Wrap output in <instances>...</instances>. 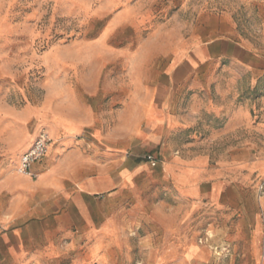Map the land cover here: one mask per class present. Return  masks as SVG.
Returning <instances> with one entry per match:
<instances>
[{
  "label": "rangeland",
  "instance_id": "rangeland-1",
  "mask_svg": "<svg viewBox=\"0 0 264 264\" xmlns=\"http://www.w3.org/2000/svg\"><path fill=\"white\" fill-rule=\"evenodd\" d=\"M55 118L66 199L16 172ZM126 152L75 208L83 153ZM0 264H264V0H0Z\"/></svg>",
  "mask_w": 264,
  "mask_h": 264
},
{
  "label": "crops",
  "instance_id": "crops-1",
  "mask_svg": "<svg viewBox=\"0 0 264 264\" xmlns=\"http://www.w3.org/2000/svg\"><path fill=\"white\" fill-rule=\"evenodd\" d=\"M243 54L246 52L242 50ZM196 58L198 61H202V55L196 53ZM244 60V59H243ZM243 65L248 69L251 70L252 73L258 74V64H247L243 63ZM195 70V69H194ZM156 103L158 104V107L160 109H164L163 106V101L161 98H158L156 100ZM166 109V108H165ZM237 115V114H235ZM237 117L234 116L232 119H230V123H228V126L233 125L234 122L236 121ZM183 119L180 117L176 116H170L169 117V122L172 125H175L176 127H180L181 121ZM49 128L51 131V138L52 141L48 146L47 149V156L43 158V164H44V170L43 173L41 172L40 166H38V163H35L33 165V168L35 171L38 172L39 178H41L40 182L42 184L41 188L43 189L39 194H44V193H57L60 198L66 199L67 194L66 191V179L65 177L67 176L66 171L64 168H72L73 163H74V158L72 159H62V158H57V155L59 154V157L61 156V148L66 146L70 141L75 139V135L78 132V129H70L67 127V125H64L61 122V119H54V122H50ZM157 123H155L156 125ZM56 126H60L59 128H62L65 132V136L62 137L61 139L57 140L58 137H56L57 133H55V128ZM164 126V125H163ZM73 130V131H72ZM111 134L110 129H107L106 137L103 138L102 140H96V144L94 147L96 151H99V146L100 144H106L104 145V148L109 149L112 141H109L108 136ZM131 143V137L127 136L123 140V145H127ZM103 148V145L100 146ZM80 150V149H77ZM178 152V151H177ZM176 152V153H177ZM130 153H125L122 156H120V161H119V166H121L122 170L121 172L117 175L114 173V168L117 167L114 164V158L109 155V156H102L98 153H91V154H84L83 153V170H82V175L83 178L79 179L76 183L77 189H78V198L74 199L72 201V205L75 208L82 209V206H84L83 203V196L88 197L90 194H96L100 191L106 190L116 184L117 181L121 178H127L128 176L135 174L137 172L138 168H141L142 165H139L137 162H135V159L130 158ZM45 159V160H44ZM177 162H184L181 161L180 159L176 161ZM168 168H170V171L172 167L169 165ZM173 172V171H172ZM175 173V172H174ZM78 172L76 173V175ZM176 174V179L178 182H181L184 180L185 176L183 173H175ZM65 195V197H64Z\"/></svg>",
  "mask_w": 264,
  "mask_h": 264
},
{
  "label": "built area",
  "instance_id": "built-area-1",
  "mask_svg": "<svg viewBox=\"0 0 264 264\" xmlns=\"http://www.w3.org/2000/svg\"><path fill=\"white\" fill-rule=\"evenodd\" d=\"M51 141L52 138L47 131H39L27 149L20 155L16 172L22 176L37 178L38 172L34 170L33 165L39 163L45 157ZM146 160L151 166H156L158 164V160L151 155H147Z\"/></svg>",
  "mask_w": 264,
  "mask_h": 264
}]
</instances>
